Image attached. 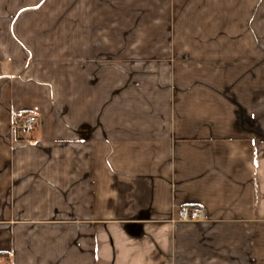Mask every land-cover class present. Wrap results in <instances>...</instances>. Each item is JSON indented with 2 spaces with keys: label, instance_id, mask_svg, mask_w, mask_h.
<instances>
[{
  "label": "crops",
  "instance_id": "0c3cea01",
  "mask_svg": "<svg viewBox=\"0 0 264 264\" xmlns=\"http://www.w3.org/2000/svg\"><path fill=\"white\" fill-rule=\"evenodd\" d=\"M167 1L135 86L112 0H0V264H264V0Z\"/></svg>",
  "mask_w": 264,
  "mask_h": 264
},
{
  "label": "rangeland",
  "instance_id": "374dc122",
  "mask_svg": "<svg viewBox=\"0 0 264 264\" xmlns=\"http://www.w3.org/2000/svg\"><path fill=\"white\" fill-rule=\"evenodd\" d=\"M95 1L103 7V10L97 12V17L101 18L108 3L106 4L105 0ZM111 5L113 8L111 16L114 32V44L111 46L113 52L121 53L122 57V59L117 60L119 64L117 66L132 68L135 73L139 72L137 76L134 75L132 78L135 86L140 84L143 79L152 77L156 78L157 83L166 84V69L169 60L167 32L164 25L168 18V1L112 0ZM122 35L123 38H121ZM153 36H155V41ZM104 45V43H97L98 48L104 49ZM151 72L155 73V76L151 75ZM136 78L139 80H136Z\"/></svg>",
  "mask_w": 264,
  "mask_h": 264
},
{
  "label": "built area",
  "instance_id": "2783aa9c",
  "mask_svg": "<svg viewBox=\"0 0 264 264\" xmlns=\"http://www.w3.org/2000/svg\"><path fill=\"white\" fill-rule=\"evenodd\" d=\"M20 129L23 132H28L37 124V117L34 114L23 116L19 121ZM180 220L201 222L207 220L208 216L200 206H183L178 210Z\"/></svg>",
  "mask_w": 264,
  "mask_h": 264
},
{
  "label": "trees",
  "instance_id": "16d2710c",
  "mask_svg": "<svg viewBox=\"0 0 264 264\" xmlns=\"http://www.w3.org/2000/svg\"><path fill=\"white\" fill-rule=\"evenodd\" d=\"M23 116H26V114H24Z\"/></svg>",
  "mask_w": 264,
  "mask_h": 264
}]
</instances>
